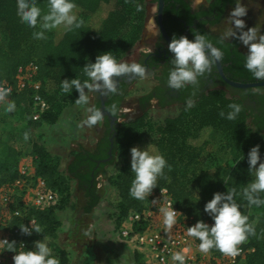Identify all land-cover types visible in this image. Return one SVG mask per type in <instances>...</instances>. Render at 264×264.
<instances>
[{
	"label": "trees",
	"instance_id": "obj_1",
	"mask_svg": "<svg viewBox=\"0 0 264 264\" xmlns=\"http://www.w3.org/2000/svg\"><path fill=\"white\" fill-rule=\"evenodd\" d=\"M47 3L48 0H37L42 13L47 11ZM74 3L76 8L73 11L81 21L79 28L63 31L57 27L47 30L46 38L34 39L32 33L39 30L38 26L30 28L20 21L16 14V0H0L5 22V33L0 32V84H13L17 67L34 61L38 66L39 93L49 107L39 122L29 121L30 130H41L43 126L57 122L52 105L55 97L46 92L48 82L55 87L53 93L60 95L56 104L62 107L69 92H61V80L76 77L83 81L87 77L82 67L85 63L94 62L95 57L104 52H111L119 62L140 38L144 18L143 0H74ZM219 20L220 17L214 23ZM107 21L109 24L103 26ZM71 93L77 94L74 89ZM31 95L32 90L26 88L14 92L8 99L13 100L15 106L23 108L29 117ZM230 103L240 106L233 120L219 115L220 111H230L227 107ZM146 116L117 123L111 134L105 123V132L95 143L94 149L81 147L74 150L64 173L52 161L49 151L39 143L42 133L37 135L29 151L34 157L35 175L49 189L57 191L60 200L53 207L32 211L41 232H33L27 237L26 250H33L34 242L42 238H56L59 226L57 212L68 203L73 180L83 192L85 212L99 201L95 180L99 175L115 192V225L129 210H140L142 201L129 195L134 178L130 170L129 149L151 145L170 165L157 178L155 187L167 188L175 206L195 220L206 218L212 223L203 211L205 202L211 199L214 192L234 190L233 200L238 204L239 211L248 217L247 223L255 229L244 245L253 251L236 264H264V204L249 206L242 195V189L253 179L248 171L247 153L254 145H259L260 155L264 153V133L252 126L242 101L216 89L198 96L191 101V106L184 104L176 115L165 117L160 123L150 122ZM205 132L206 137L203 138ZM208 147L210 150L201 159L202 152ZM108 150L111 159L97 164L107 156ZM20 156V151L0 139V184L17 178ZM193 183L198 184V195L193 192ZM259 195L264 199V193ZM210 250L219 253L215 248ZM55 252L59 254V264H71L64 249H55Z\"/></svg>",
	"mask_w": 264,
	"mask_h": 264
},
{
	"label": "clouds",
	"instance_id": "obj_2",
	"mask_svg": "<svg viewBox=\"0 0 264 264\" xmlns=\"http://www.w3.org/2000/svg\"><path fill=\"white\" fill-rule=\"evenodd\" d=\"M74 0H48L47 11L42 13L37 0H16V14L20 21L33 31L34 39H44L47 30L61 27L63 31H72L79 28L81 21L77 18ZM139 10V8L137 9ZM246 7L236 0L235 6L229 13L232 27L225 33L224 38L233 37L247 46V54L244 55L243 67L258 81H264V34L258 32L256 27H249L246 31L244 21L240 19L246 15ZM235 28L238 31H233ZM168 51L172 54L169 60L171 67L168 70L167 86L171 89H180L187 84H194L197 77L202 75L209 66L222 57L220 49L214 47L203 34L196 33L193 39L185 36H175L167 44ZM152 49H147L149 53ZM83 74L87 77L83 81L73 77L61 80V92H72L74 89L77 98L74 103L80 106L88 105L89 93L98 92L100 95L106 93L115 94L118 91L117 82L114 77L135 76L145 77L146 68L135 61L117 62L111 52H104L95 57L94 62L85 63L82 67ZM10 86L0 85V104L3 105L5 113L15 110V102L9 100ZM191 106V101H188ZM230 109L227 113L220 111L219 115L228 120L235 119L240 111V106L235 103L227 105ZM84 125L89 127L103 120L104 115L99 108L85 107ZM117 111L113 104L109 109L113 117ZM25 140L28 133L23 134ZM130 152V170L134 174L129 187V195L136 200H145L156 185L157 178L163 175V170L170 167L163 155L159 154L155 146L147 145L144 149L132 147ZM260 161L259 164L257 163ZM248 171L252 173L253 179L242 189L243 198L249 206H260L264 199L260 193H264V159L259 154V145L252 146L247 153ZM255 166V167H254ZM233 191L214 192L210 200L206 201L203 211L212 221L208 223L197 220L193 225L186 227L187 235L199 241L197 249L201 253H208L215 248L220 253L235 257L240 249L237 247L245 242L248 236L254 234V226L247 223L248 217L239 211L238 204L233 200ZM198 199V196H197ZM170 200L165 201L159 207L162 225L165 231L170 230L177 221V212ZM180 214V213H179ZM30 227L21 224L19 230L25 235L32 232L40 233L41 226L34 220L29 221ZM14 241L0 239V245L5 246L7 251L13 252L12 264H59V259L52 255L51 248L46 243V238L34 242L33 250H25L21 243L17 251ZM187 248L171 254V261L176 264H184Z\"/></svg>",
	"mask_w": 264,
	"mask_h": 264
},
{
	"label": "rangeland",
	"instance_id": "obj_3",
	"mask_svg": "<svg viewBox=\"0 0 264 264\" xmlns=\"http://www.w3.org/2000/svg\"><path fill=\"white\" fill-rule=\"evenodd\" d=\"M240 3L246 7V15L241 17L244 21L246 31L249 27L259 29L264 25V0H241ZM263 5V6H261ZM147 13L144 14L141 35L134 47L119 61L128 59V55L140 51L149 42L151 35L154 34V21L151 13L154 11V6L146 8ZM231 9L226 13L224 18L217 24L218 31L224 33L232 27L231 21L228 18ZM150 13V15H149ZM254 13H258L257 16ZM251 14V15H250ZM255 18L257 21H253ZM107 21L103 26L108 25ZM233 31H237L233 28ZM0 32L5 33V22L3 20L2 9L0 8ZM238 33V31H237ZM239 34V33H238ZM242 47H246L242 45ZM152 85L150 80L142 79L133 85V89L127 94L128 103H132L135 97L143 95ZM55 87L51 82L47 83L46 92L55 97L53 107L57 122L53 125L43 126L41 129V139L39 143L43 145L50 153L53 162L57 163L60 172L64 173L67 164L72 158V150H77L83 147L84 149H93L95 143L102 134L103 120L89 127L82 123L86 113L85 107H92L95 98V93H89L88 105L80 106L74 103L77 94L69 92L65 96L66 103L60 107L56 104L60 95L58 92L53 93ZM175 112L166 109H152L146 116V120L150 122L160 123L165 117L176 115ZM250 121V120H249ZM18 125V131L21 135L12 139L8 138V145L17 146L19 149H28L27 142L23 138V134L27 132L29 125L28 114L24 113L23 108L15 106L13 112L5 113L3 105L0 108V139L3 141L5 131L10 125ZM86 128L88 132L83 133V137L87 138L85 144L76 142L73 131H83ZM86 130V131H87ZM80 134V133H79ZM206 137V132L202 136ZM49 141L50 143H47ZM76 146H78L76 148ZM147 146V145H146ZM146 146H138V149H144ZM210 148L208 147L202 152L201 159ZM264 159V153L260 155ZM258 160V164H259ZM254 178V177H253ZM96 189L99 195V201L90 211L85 212V198L83 192L77 187L76 181H71L70 198L65 207L57 212L59 226L56 229V238H46L47 245L52 252L55 249H64L69 256L71 264H133V250L131 245L126 241L118 238L115 228V192L106 183L104 178L99 175L96 177ZM195 195L200 193L197 183L191 185Z\"/></svg>",
	"mask_w": 264,
	"mask_h": 264
},
{
	"label": "flooded vegetation",
	"instance_id": "obj_4",
	"mask_svg": "<svg viewBox=\"0 0 264 264\" xmlns=\"http://www.w3.org/2000/svg\"><path fill=\"white\" fill-rule=\"evenodd\" d=\"M232 1L233 3H231ZM235 3L236 0H143L144 14L147 13V7H155L151 13L155 32L143 49L129 54L128 59L121 62L135 61L142 64L146 68L145 77H114L113 79L117 82V93L100 95L95 92L92 107L98 106L97 108L100 109L101 98H103V110L108 113V115H104L102 134L99 139L105 132V123L110 128L109 133L111 134L117 123L145 116L152 109L178 112L188 101H193L201 94L216 89L223 90L227 95L240 99L250 115L252 126L260 128L264 133V85L234 87L227 82L241 84L262 82L256 80L243 67L247 46L242 47L236 38H224V35L215 27L235 6ZM159 8L160 23L164 34L157 24ZM254 15L257 16L258 13H254ZM219 17L220 20L214 23ZM253 17H251L252 20L257 21ZM197 32L203 34L214 47L220 49L222 57L218 61H214L202 75L198 76L194 84H187L180 89H171L167 86V76L171 67L169 60L172 54L168 51L167 44L174 36L178 38L183 35L191 40ZM258 32L264 34V25ZM147 49L152 50L149 53L146 51ZM142 79L150 80L152 85L143 95L135 97L132 103H128L127 94L133 89V85ZM113 104L116 105L117 111L112 124L110 118L113 116L110 115L109 109ZM110 159L111 152L108 150L107 156L100 159L97 164Z\"/></svg>",
	"mask_w": 264,
	"mask_h": 264
},
{
	"label": "built area",
	"instance_id": "obj_5",
	"mask_svg": "<svg viewBox=\"0 0 264 264\" xmlns=\"http://www.w3.org/2000/svg\"><path fill=\"white\" fill-rule=\"evenodd\" d=\"M38 66L34 61L19 66L14 75V82H2V86H10L11 94L26 88L32 90L29 121L37 123L42 115L48 110L47 102L39 93L40 81L37 79ZM8 96V97H9ZM40 129L27 128L28 139L25 140L28 149H19L21 156L17 163V178L10 182L0 184V239L14 241L16 250L20 249L21 243L26 250L27 237L20 232L21 224L30 227L29 221L36 219L32 211H41L58 204L60 195L57 191L49 189L44 181L36 177L34 157L29 154ZM167 200L172 201V207L179 212L177 221L173 227L165 231L159 207ZM197 220L185 211L179 210L165 187H154L149 196L142 201L140 210H129L119 221L115 232L119 239L126 241L133 250V264H176L170 257L173 252L187 248L184 253V264H236L240 259L253 251L252 248L244 247L242 242L240 252L235 257L226 256L209 250L201 253L197 249L199 241L187 235L186 227L193 225ZM202 222H211L208 219ZM33 233V232H32ZM31 233V234H32ZM59 259L55 251L51 253ZM13 252L7 251L5 246L0 245V264H12Z\"/></svg>",
	"mask_w": 264,
	"mask_h": 264
},
{
	"label": "crops",
	"instance_id": "obj_6",
	"mask_svg": "<svg viewBox=\"0 0 264 264\" xmlns=\"http://www.w3.org/2000/svg\"><path fill=\"white\" fill-rule=\"evenodd\" d=\"M2 107V104H0V108ZM18 125L17 124H11L9 127H8V130L7 131H5V133H4V136H3V142H5L6 144H9L8 143V138L10 139H12V137L13 138H16L17 136H19V135H21V131H18ZM85 130H83V131H78V130H76V131H73V133H75V135H74V138H75V140H76V142H78L79 144H85L86 142H87V138H84L82 135H83V133H85V132H88L89 133V131L86 129V128H84ZM87 130V131H86ZM80 133V134H79ZM47 143H50L49 141H47ZM14 149H16L17 151H18V148H17V146H16V144H15V146H12ZM78 146H76V148H77ZM72 151H74V150H72Z\"/></svg>",
	"mask_w": 264,
	"mask_h": 264
},
{
	"label": "water",
	"instance_id": "obj_7",
	"mask_svg": "<svg viewBox=\"0 0 264 264\" xmlns=\"http://www.w3.org/2000/svg\"><path fill=\"white\" fill-rule=\"evenodd\" d=\"M157 24H158V27L160 28L161 32L164 34V31H163L161 23H160V8H159V16H158ZM227 82L230 85L234 86V87H248V86L264 85V81L257 82V83H251V84H247V83L246 84H241V83H236V82H232V81H227ZM100 110L102 111L103 115H108V113L103 110V98H101V108H100ZM110 119H111V123L113 124L114 121H115L114 117L113 118L111 117ZM110 142H111V138H110Z\"/></svg>",
	"mask_w": 264,
	"mask_h": 264
}]
</instances>
